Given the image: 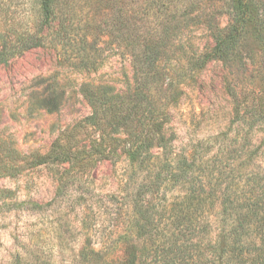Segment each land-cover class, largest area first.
<instances>
[{"label":"rangeland","instance_id":"374dc122","mask_svg":"<svg viewBox=\"0 0 264 264\" xmlns=\"http://www.w3.org/2000/svg\"><path fill=\"white\" fill-rule=\"evenodd\" d=\"M246 1L264 22V0ZM21 5L31 26L29 5ZM229 5L199 1L179 34L165 17L171 30L163 40L159 0H56L43 43L0 64V138L13 142L22 159L17 175L0 177V264H120L118 240L137 231L148 237L150 264H170L156 256L162 232L170 234L163 205L177 194L156 186L158 171L174 163L161 148L151 147L135 162L125 154L103 160L97 152L76 163L36 162L59 137L82 144L99 135L94 126L79 125L93 111L88 95L98 85L120 93L134 86L133 41L166 44L164 62L176 65L172 88L154 82L150 92L158 105L165 103L175 155L196 153L218 177L224 164L230 168L228 157L237 161L228 149L246 142L247 149L259 146L264 168V124L252 114L264 113V30L252 22L233 58L195 63L226 32ZM119 15L132 18L121 22ZM219 232L216 215L203 218L194 235L198 247L176 264H225L208 248ZM93 250L100 256L92 257Z\"/></svg>","mask_w":264,"mask_h":264},{"label":"trees","instance_id":"16d2710c","mask_svg":"<svg viewBox=\"0 0 264 264\" xmlns=\"http://www.w3.org/2000/svg\"><path fill=\"white\" fill-rule=\"evenodd\" d=\"M199 1L202 0H159L163 40L171 30L165 26V20H168L165 17L174 23L175 31L172 33L179 34L183 28L182 23L190 19ZM225 1L230 4L232 21L210 51L197 55L195 63L200 66L215 59L233 58L252 22L264 30L263 20L253 13L251 4L246 0ZM55 3L56 0H0V64H8L16 56L43 43V29L52 20ZM21 4L29 5L34 16L31 26L28 25L29 15L23 14L25 9ZM170 6L172 11L169 10ZM119 18L122 22L132 18V15H119ZM23 21L27 27L22 25ZM140 36L139 33L137 39ZM259 40L264 52V34ZM129 50L134 86L130 85L127 92L120 93L114 92L111 86L98 85L88 95L93 111L79 125L94 126L99 135L88 138L82 144L59 137L46 154L36 157V162L76 163L79 158L95 152L103 160L125 154L135 162L138 156L148 152L151 147H159L174 163L158 171L156 186L163 191L173 188L177 194L172 201L163 205L161 211V216L168 215L170 234L162 232L163 249L156 253L157 260L179 263V259L185 257L193 247H198L193 242L194 235L201 231L203 218L216 215L220 232L208 247L211 254L219 255L225 264H264V168L259 165V146L247 149L246 142H243L236 148L228 149L226 145L224 148L235 153L237 161H228L233 158L228 157L230 168L224 164L219 169L218 177H214L211 164L208 161L204 163L196 153L183 151L175 155V137L170 132L171 121L167 110L162 109L165 103L158 105L160 99L155 100L150 95L154 82L167 84L166 91L175 82L170 71H174L176 65H166L164 62L170 49L166 44L136 40L129 43ZM252 114L256 121L264 124L261 109ZM76 128L73 126L71 130ZM19 154L13 142L0 138V177L15 176L22 170ZM238 207L240 213H237ZM140 210L141 207L139 213ZM138 232L118 240L123 250L120 264H150L147 253L149 248L146 245L148 237H142ZM150 240H154L152 236ZM90 253L92 257H98L101 252L93 250ZM90 253L83 251V256L90 257Z\"/></svg>","mask_w":264,"mask_h":264}]
</instances>
